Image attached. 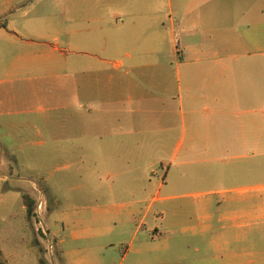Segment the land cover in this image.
Here are the masks:
<instances>
[{
    "label": "crops",
    "instance_id": "crops-1",
    "mask_svg": "<svg viewBox=\"0 0 264 264\" xmlns=\"http://www.w3.org/2000/svg\"><path fill=\"white\" fill-rule=\"evenodd\" d=\"M109 1L111 10L79 16L83 48L77 59L52 44L49 32L55 25L49 16L26 22L39 24L34 33L12 28L21 41L0 46V65L7 50L11 66L0 79V93L7 83L34 77V65H43L47 81L49 65L69 73L77 64V76L67 73L63 80L73 77L76 86L85 161L118 170L121 163L164 154L167 137L174 134V164L159 188L182 184L181 178L188 184L202 178L226 185L210 192L226 194L219 216L206 212L187 222L201 233L227 237L216 244L220 255L207 264H264V252L254 245L233 244L248 241L264 222V0H166L167 12L153 5L155 0ZM7 16L0 8V37L11 23ZM63 101L71 106L69 97ZM91 125L109 134L95 127V137L88 139ZM138 127L154 137L137 139ZM12 194L17 198V191ZM19 208L27 206L22 202ZM15 210L13 203L0 205V264H17L16 245H8L10 236L2 229L8 217L17 216ZM70 226L71 243L103 234L87 223ZM47 231L53 264H123L130 257L128 249L118 260L105 249H67L58 229ZM133 254L137 259L128 264L151 263L142 251ZM177 259L175 264H187Z\"/></svg>",
    "mask_w": 264,
    "mask_h": 264
},
{
    "label": "rangeland",
    "instance_id": "rangeland-1",
    "mask_svg": "<svg viewBox=\"0 0 264 264\" xmlns=\"http://www.w3.org/2000/svg\"><path fill=\"white\" fill-rule=\"evenodd\" d=\"M155 1L153 5L168 11L166 0ZM0 8L6 9L5 21H11L0 37V46L9 47L21 41L12 28L34 33L39 24L26 22L49 16L55 25L49 32L52 44L77 59V52L83 48L79 16L111 10L112 6L109 0H0ZM171 17L175 19V13ZM9 58V51H4L0 79L11 69ZM32 68L34 77L27 75L7 83L0 93V205L15 204L17 214L15 218L8 217L2 229L10 236L8 245H16L17 264H40L39 258L43 264H53L52 235L47 231L53 229L66 237L67 249H105L117 260L128 249L130 257L123 264L135 261L137 255L133 252L137 251H142L150 264L179 263L177 257L187 264L194 260L207 264L218 257L221 244H216L227 237L201 233V227L191 229L187 222L206 212H212L215 218L219 216L226 194L210 192L226 185L220 181L207 183L202 178L188 184L181 178L182 184L159 188L167 169L174 164V134L168 135L164 154L129 165L121 163L118 170L109 164L102 167L93 159L85 161L79 146L84 132L78 124L81 108L76 86L73 77L63 80L64 74L77 76V64H71L69 73L59 70L57 64L49 65L51 78L47 81L42 78L43 65ZM65 97L70 98L71 106L64 107ZM91 126L88 139L95 137V127L99 134L108 133L101 125ZM152 135L138 127L134 137ZM260 182L264 184V173ZM14 191L18 193L15 199ZM154 197L162 200L154 201ZM24 198L33 201L32 208L20 210ZM208 201L211 203L207 204ZM50 222L54 223L53 228ZM70 222L90 224L103 234L71 243ZM247 238L245 243H233L234 247L254 245L264 252V222Z\"/></svg>",
    "mask_w": 264,
    "mask_h": 264
},
{
    "label": "trees",
    "instance_id": "trees-1",
    "mask_svg": "<svg viewBox=\"0 0 264 264\" xmlns=\"http://www.w3.org/2000/svg\"><path fill=\"white\" fill-rule=\"evenodd\" d=\"M26 198V197H25ZM24 198V204L28 207V208H31V206L33 205V201L32 200H27ZM26 200V201H25ZM39 263L40 264H43V259L39 258L38 259Z\"/></svg>",
    "mask_w": 264,
    "mask_h": 264
}]
</instances>
